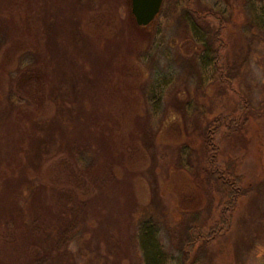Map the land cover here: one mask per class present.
Listing matches in <instances>:
<instances>
[{
    "label": "rangeland",
    "instance_id": "rangeland-1",
    "mask_svg": "<svg viewBox=\"0 0 264 264\" xmlns=\"http://www.w3.org/2000/svg\"><path fill=\"white\" fill-rule=\"evenodd\" d=\"M4 28L0 264H178L175 226L217 217L201 135L219 114L248 117L218 161L249 191L191 264H264V0H163L143 27L130 0H0Z\"/></svg>",
    "mask_w": 264,
    "mask_h": 264
},
{
    "label": "trees",
    "instance_id": "trees-1",
    "mask_svg": "<svg viewBox=\"0 0 264 264\" xmlns=\"http://www.w3.org/2000/svg\"><path fill=\"white\" fill-rule=\"evenodd\" d=\"M188 13L199 19L202 15L207 14L203 12L199 14L192 7L187 6ZM210 14V13H208ZM143 27V26H141ZM211 43L214 45L213 58L215 62V76L219 84L232 88V80L234 76V66L228 60H225L221 53L225 43L221 40L223 32V22L219 19V26L217 24ZM7 30L2 29L0 32V46L6 37ZM27 75V79L31 80L35 74ZM242 120V122H241ZM238 120L234 127L230 123V117L224 115H216L205 127L201 135V142L203 148V159L206 163L203 168L204 180L210 188L218 194V201L216 203L217 217L213 224L201 227L198 224L187 225L185 228H178L175 226L173 231V240L181 249L180 264H191V256L198 244H206L213 241L220 234L229 230L232 222L233 214L238 207L239 201L245 197L249 191L246 184L243 182V175L239 174L235 169L226 167L218 161L219 149L222 138L225 136L235 135L240 132L243 126L247 125L248 117ZM178 263V264H179ZM176 264V263H175Z\"/></svg>",
    "mask_w": 264,
    "mask_h": 264
},
{
    "label": "water",
    "instance_id": "water-1",
    "mask_svg": "<svg viewBox=\"0 0 264 264\" xmlns=\"http://www.w3.org/2000/svg\"><path fill=\"white\" fill-rule=\"evenodd\" d=\"M163 0H130L131 13L139 26L150 24L160 11Z\"/></svg>",
    "mask_w": 264,
    "mask_h": 264
}]
</instances>
